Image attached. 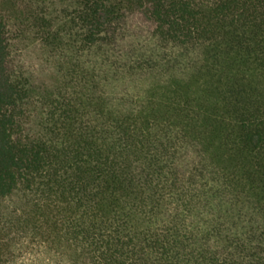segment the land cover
Listing matches in <instances>:
<instances>
[{"label":"trees","instance_id":"1","mask_svg":"<svg viewBox=\"0 0 264 264\" xmlns=\"http://www.w3.org/2000/svg\"><path fill=\"white\" fill-rule=\"evenodd\" d=\"M0 264H264V0H0Z\"/></svg>","mask_w":264,"mask_h":264}]
</instances>
